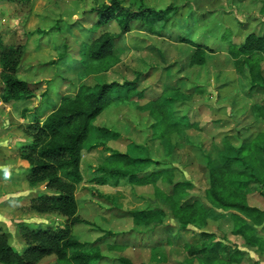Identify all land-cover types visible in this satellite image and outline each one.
Returning a JSON list of instances; mask_svg holds the SVG:
<instances>
[{"label": "rangeland", "instance_id": "rangeland-1", "mask_svg": "<svg viewBox=\"0 0 264 264\" xmlns=\"http://www.w3.org/2000/svg\"><path fill=\"white\" fill-rule=\"evenodd\" d=\"M109 1L31 0L21 12L13 3L0 0V33L25 39L16 74L28 82L34 93L29 99L9 103V111L28 113L24 122L36 117L42 119L59 102L60 93L72 94L81 83L94 85L105 79L122 82L137 76L145 96L113 102L93 119V124L122 132L119 140L108 142L112 148L124 150L126 143L133 140L140 145L138 150L135 149L136 153L145 148L144 152L148 150L158 162L151 168H172L173 181L188 180L191 182L187 188L189 193L202 194L209 183L208 161L218 164L220 154L232 153V146L239 144L242 136L259 129L260 122L255 121L253 105L264 106V85L249 90L248 67L232 54L228 43L241 42L250 31H264V0H142L155 8L169 4L181 6L182 15L174 18L172 23L175 25H168L164 33L150 32L139 28V23H133L132 29L120 36L121 53L107 70L87 72L81 67L66 70L64 62L56 64L57 58L65 52L78 57L79 41L92 33L91 26L96 20L94 8ZM120 1L129 5L138 0ZM117 29L112 23L101 26L95 29L93 37ZM180 34L189 36L190 41H182ZM196 43H201L204 50L202 63L190 62L189 55ZM260 63L264 74V57ZM150 64L155 66L148 68L146 76L137 73ZM163 67L167 68L163 70ZM176 79L182 80L181 89L188 96L176 100L174 108L179 114L188 111L192 122L170 132L169 146L152 134L155 113H151L147 101L155 99L167 83ZM4 109L0 106V115ZM218 118L225 119L222 128L212 124ZM9 119L10 128L5 127L7 123L2 117L0 120L3 142L0 146V207L3 208L0 209L3 213L0 226L8 232L9 242L20 250L24 241L17 232L18 221L41 226L63 218L29 208L30 186L25 178L28 163L23 164L16 153L19 142L12 133L13 118ZM250 124L253 127L246 128ZM260 126L264 128V120ZM225 139L229 141L227 144ZM107 153L96 144L95 132H90L81 151L83 179L75 191L77 213L87 221L76 223L72 228L75 237L88 242L106 232L115 233L100 244L103 255L100 264H117V258L122 255L145 264L185 262L189 255L185 243L198 240L195 234L200 230L212 231L222 242L247 250L242 238L230 232L233 222L229 218L211 220L202 227L188 225L186 230L179 229L167 202L155 192L154 185H134L122 179L116 181L114 177L105 183L91 180V172ZM251 160L252 156H247V161ZM157 185L164 192L170 188L167 182L160 180ZM250 201L263 205V199L256 196H251ZM112 204L124 210L158 206L163 208L164 214L160 222L136 226L128 217L118 216L119 207L109 209ZM165 224L174 226L164 229ZM257 230L264 236V224ZM166 237L171 241L167 243ZM157 240L160 243L153 246ZM252 250H248L249 255L257 258ZM259 259L264 263V255ZM197 262L195 258L190 264ZM37 264L74 263L58 261L51 254Z\"/></svg>", "mask_w": 264, "mask_h": 264}, {"label": "trees", "instance_id": "trees-1", "mask_svg": "<svg viewBox=\"0 0 264 264\" xmlns=\"http://www.w3.org/2000/svg\"><path fill=\"white\" fill-rule=\"evenodd\" d=\"M6 1L16 5L17 11L22 12L31 0ZM94 14L96 20L91 26L92 33L79 41L78 57L65 52L57 58L56 64L64 62L66 70L80 67L87 72L107 70L121 53L120 36L131 30L133 23H139V28L150 32L164 33L168 25H175L173 19L181 16L182 10L181 6L171 4L155 8L144 4L142 0L129 5H123L120 0H110L95 7ZM111 23L118 28L117 31L106 30L93 37L95 29ZM180 36L182 41L188 42L189 36ZM25 44L24 38L0 33V99L7 104L34 96L28 82L16 74ZM196 45L189 55L190 62L202 63L204 50L201 43ZM228 46L232 54L248 67L251 82L249 90L262 87L264 74L260 60L264 57V31H250L241 42H231ZM153 66L147 65L137 73L146 76L148 68ZM166 68L163 67V70ZM138 82L139 78L134 76L122 82L105 79L94 85L81 83L72 94L60 93L59 102L42 119L36 117L18 124L29 136L17 148L18 156L28 162L25 173L31 189L28 206L33 211L52 213L63 219L57 224L53 221L41 226L25 220L18 221L17 232L24 241L20 250L9 242L8 232L0 226V264H37L51 254L58 261L100 264L99 260L103 257L100 244L104 238L115 233L106 232L92 242L81 241L72 233L74 224L87 221L77 213L75 190L83 179L81 151L92 131L95 132L96 144L108 153L91 172V180L105 183L108 178L114 177L116 181L122 179L134 185L152 184L155 192L160 193L167 202L177 221V228L186 230L188 225L202 227L208 221L229 218L233 222L230 232L240 236L244 246L264 249V236L257 230L258 226L264 224V128L260 126L261 120H264V106L259 103L253 105L255 121L260 122L257 125L259 129L242 136L241 142L232 146V153L220 154L218 164H211L207 160L208 186L202 194L189 193L187 188L191 182L173 181L172 168H151L158 162L150 156L148 150L144 152V148L143 152L136 153L140 145L131 139L124 150L112 148L108 142L119 140L122 132L93 124V119L113 102L145 96V90L139 88ZM181 86L182 80L176 79L173 83H167L155 99L147 101L151 113H155L151 125L154 129L152 134H156L161 142L169 146L170 132L192 122L188 111L179 114L174 108L176 100L188 96ZM156 101L157 104L154 103ZM212 124L215 128H222L225 119H214ZM252 127L250 124L246 128ZM228 140L224 142L227 144ZM247 156H252V160L247 161ZM159 180L167 182L169 190H161L157 185ZM251 196L262 198L263 205L252 203ZM116 207L119 206L112 204L109 209ZM118 210V216L128 217L136 226L160 222L164 214L163 208L158 206L135 210L119 207ZM163 226L166 229L174 225ZM214 236L212 231L200 230L195 234L198 240L185 243L189 254L186 261L176 264H190L195 258L197 264H261L245 249L222 242ZM166 241L168 243L171 238L166 237ZM157 243H160L159 240L153 246H158ZM117 264L145 263L134 262L122 255L117 258Z\"/></svg>", "mask_w": 264, "mask_h": 264}, {"label": "crops", "instance_id": "crops-1", "mask_svg": "<svg viewBox=\"0 0 264 264\" xmlns=\"http://www.w3.org/2000/svg\"><path fill=\"white\" fill-rule=\"evenodd\" d=\"M0 106L4 109V106H5V109H4V111L5 112H3V113H1V115H0V120H1V117L3 118V120L7 123V121L8 120H10L9 118H13V122H12V125H13V128H14V131L12 132L13 134H14V136L16 137V139L18 140V145L16 146V153H17V148H18V146H19V144L22 142V141H26V140H28L29 139V136L28 135H26L23 131H21V130H19L20 128L18 127V124L19 123H22V122H24L23 121V119H25L26 120V118H28V116H29V114L28 113H26V114H19V112H16V111H14V110H11V111H9L10 109L8 108V104L7 103H5V102H3L1 99H0ZM29 113H30V111H28ZM10 114V116L9 117H7L8 115ZM17 114V115H16ZM32 116V115H31ZM16 125H17V127H16ZM5 127H11V124H6L5 125ZM1 135V134H0ZM14 139V138H13ZM11 140V139H10ZM3 142H2V140L0 139V146H1V144H2ZM18 155V154H17ZM20 158V157H19ZM21 159V158H20ZM21 161H22V163L24 164V162L26 161V160H24V159H21ZM28 163V162H27ZM82 170V169H81ZM24 190V189H23ZM31 190V189H30ZM76 191V190H75ZM29 193H30V191H29ZM28 196H29V194H28ZM76 196V195H75ZM14 207H15V205H14ZM16 208H17V206H16ZM0 209H3V208H1L0 207ZM2 216H3V213L0 211V218H2ZM1 220V219H0ZM1 223V222H0ZM58 222H56V224H57ZM252 249V248H251ZM248 250H250V248H247V252H248ZM253 252H255L256 254H257V258H255L254 257V259H258L259 261H260V257L261 256H263L264 255V249L263 250H256V249H254L253 248V250H252ZM249 254V253H248ZM251 257H252V255H250ZM260 263L261 264H264L262 261H260Z\"/></svg>", "mask_w": 264, "mask_h": 264}, {"label": "clouds", "instance_id": "clouds-1", "mask_svg": "<svg viewBox=\"0 0 264 264\" xmlns=\"http://www.w3.org/2000/svg\"><path fill=\"white\" fill-rule=\"evenodd\" d=\"M5 175H6V176L8 175L7 170H5Z\"/></svg>", "mask_w": 264, "mask_h": 264}]
</instances>
